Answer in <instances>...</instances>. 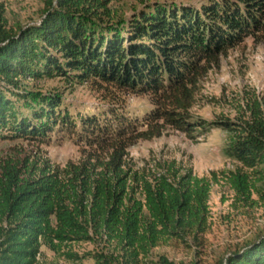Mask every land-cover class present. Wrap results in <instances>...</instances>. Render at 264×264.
<instances>
[{"label": "trees", "instance_id": "16d2710c", "mask_svg": "<svg viewBox=\"0 0 264 264\" xmlns=\"http://www.w3.org/2000/svg\"><path fill=\"white\" fill-rule=\"evenodd\" d=\"M116 1L44 0L40 22L26 26L0 15V134L45 144L66 131L86 145L62 166L19 147L0 156V264H42V247L77 264L75 243L96 246L84 254L95 264H201L150 257L169 240L204 243L213 184H228L234 205L264 206V99L245 89L233 117L191 112L222 53L248 36L264 40V0H140L130 15ZM56 77L90 82L108 97L145 94L153 108L134 118L115 104L78 123L60 91L39 86ZM168 127L191 139L224 130L236 167L198 176L175 160L154 168L128 161L131 145ZM219 264H264V231Z\"/></svg>", "mask_w": 264, "mask_h": 264}, {"label": "rangeland", "instance_id": "374dc122", "mask_svg": "<svg viewBox=\"0 0 264 264\" xmlns=\"http://www.w3.org/2000/svg\"><path fill=\"white\" fill-rule=\"evenodd\" d=\"M201 1L206 0H184L196 6ZM44 6V0H0V15L12 26L36 24L42 18ZM115 6L130 15L143 5L140 0H117ZM39 86L45 92L60 91L63 108H67L78 123L82 116H103L115 104L134 118L144 117L153 108L148 95L124 92L108 97L107 90L90 82L72 83L56 77L42 80ZM245 89L256 90L264 99V40H256L253 36L246 37L220 55L219 63L203 78L191 112L206 120H214L221 115L233 117L238 94ZM197 135L191 139L168 127L160 137L139 140L131 145L128 161L135 167L154 168L157 162L175 160L184 168L191 167L198 176H210L212 171L236 167V162L224 154L227 139L224 130L213 128L204 135ZM85 146L76 134L66 131L53 132L45 144L6 139L0 134V156L19 147L23 154L41 156L51 164L61 166L69 160H78ZM253 197L257 199L256 194ZM209 208L210 223L202 245L190 242L191 246H187L177 240H169L153 249L151 262L165 256L177 263H190L196 258L201 264H219L230 249L256 239L264 231V206L261 203L249 207L234 205V192L224 181L212 185ZM73 249L83 255L77 264H95L92 257L84 256L96 249L94 244L75 243ZM42 251L39 257L42 264H73L46 247H42Z\"/></svg>", "mask_w": 264, "mask_h": 264}]
</instances>
